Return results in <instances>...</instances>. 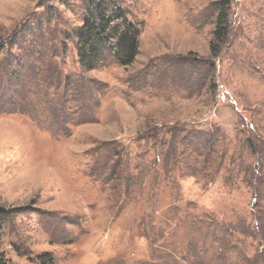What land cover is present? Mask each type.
Returning <instances> with one entry per match:
<instances>
[{
    "label": "rangeland",
    "instance_id": "1",
    "mask_svg": "<svg viewBox=\"0 0 264 264\" xmlns=\"http://www.w3.org/2000/svg\"><path fill=\"white\" fill-rule=\"evenodd\" d=\"M90 1L0 0V264H264V0H111L87 70Z\"/></svg>",
    "mask_w": 264,
    "mask_h": 264
},
{
    "label": "trees",
    "instance_id": "2",
    "mask_svg": "<svg viewBox=\"0 0 264 264\" xmlns=\"http://www.w3.org/2000/svg\"><path fill=\"white\" fill-rule=\"evenodd\" d=\"M217 4L220 5V3ZM111 5V0H91L86 8L83 25L77 32L79 62L87 70L96 68V63L103 53H112L115 60L122 66L132 64L137 54L140 28L130 23L123 9L112 8ZM228 9L221 3L218 26L214 31V39L210 42V51L213 56H218L222 49L221 45L227 41ZM17 43L18 41L14 45ZM253 152L261 154V151L255 148ZM255 188L264 196V186H255ZM25 210L26 208L18 210L0 208V228Z\"/></svg>",
    "mask_w": 264,
    "mask_h": 264
}]
</instances>
